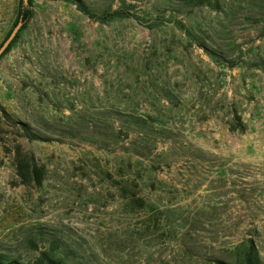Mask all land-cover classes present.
Masks as SVG:
<instances>
[{
    "label": "rangeland",
    "instance_id": "374dc122",
    "mask_svg": "<svg viewBox=\"0 0 264 264\" xmlns=\"http://www.w3.org/2000/svg\"><path fill=\"white\" fill-rule=\"evenodd\" d=\"M82 1L31 0L0 58V257L264 264V0Z\"/></svg>",
    "mask_w": 264,
    "mask_h": 264
},
{
    "label": "trees",
    "instance_id": "16d2710c",
    "mask_svg": "<svg viewBox=\"0 0 264 264\" xmlns=\"http://www.w3.org/2000/svg\"><path fill=\"white\" fill-rule=\"evenodd\" d=\"M68 1L73 3L74 5H76L82 12H84L88 15H91L90 10L88 9V7L84 4V2L82 0H68ZM179 1L184 6H188L191 9H194V8L200 7V6H204L206 4H211L214 2V0H179ZM120 15H121V13L118 11V12L111 13L110 15H106V16H107V18L108 17L113 18L115 16H120ZM32 16H33V10L31 9V0H28V5H25L24 1L22 0L21 9H20V16H19V21L20 20L23 21V26H22L21 30L24 28L25 23H27L31 20ZM18 34H17V36H18ZM9 35H8V37H9ZM17 36L15 37V39L17 38ZM13 41H12V43H13ZM12 43L7 48L5 53H7L9 51ZM25 132L27 134L26 136L32 139V135L29 134L27 129H25ZM14 159L16 161L17 171L19 172L22 179H24L26 182L27 181L36 182V183L41 182V178H42L41 174L42 173L40 170H37L35 163H34L35 159L32 155H29V159L27 161L23 162V159H22V157L18 151L14 155ZM0 264H20V263L17 261H12V260L4 259V258L0 257ZM38 264H67V263L63 259H55V258H52L51 256L46 255V256H44V259H41L38 262ZM218 264H263V262L259 256V253H258V250H257L255 244L252 241H249L248 243H245L244 245H242V247L240 248V251L237 253V256H236V259L234 262L229 263V262H225V261H218Z\"/></svg>",
    "mask_w": 264,
    "mask_h": 264
},
{
    "label": "water",
    "instance_id": "95a60500",
    "mask_svg": "<svg viewBox=\"0 0 264 264\" xmlns=\"http://www.w3.org/2000/svg\"><path fill=\"white\" fill-rule=\"evenodd\" d=\"M23 1L25 5H28V0H23ZM22 26H23V21L20 20L18 24L16 25V27L13 29V31L10 33L9 37L4 41V43L0 47V58L4 55L7 48L10 46L12 41L15 39L19 31L21 30Z\"/></svg>",
    "mask_w": 264,
    "mask_h": 264
}]
</instances>
